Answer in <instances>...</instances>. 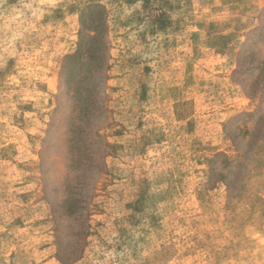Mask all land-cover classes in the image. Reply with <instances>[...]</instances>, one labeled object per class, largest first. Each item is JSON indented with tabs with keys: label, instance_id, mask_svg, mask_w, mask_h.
Returning <instances> with one entry per match:
<instances>
[{
	"label": "rangeland",
	"instance_id": "1",
	"mask_svg": "<svg viewBox=\"0 0 264 264\" xmlns=\"http://www.w3.org/2000/svg\"><path fill=\"white\" fill-rule=\"evenodd\" d=\"M0 264H264V0H0Z\"/></svg>",
	"mask_w": 264,
	"mask_h": 264
}]
</instances>
